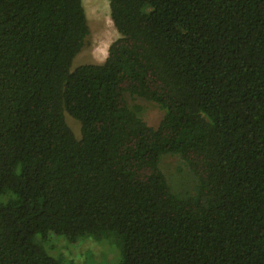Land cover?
<instances>
[{
	"label": "trees",
	"instance_id": "trees-1",
	"mask_svg": "<svg viewBox=\"0 0 264 264\" xmlns=\"http://www.w3.org/2000/svg\"><path fill=\"white\" fill-rule=\"evenodd\" d=\"M108 1L119 37L73 68L83 0H0V264H92L56 238L118 264H264V0Z\"/></svg>",
	"mask_w": 264,
	"mask_h": 264
},
{
	"label": "rangeland",
	"instance_id": "rangeland-1",
	"mask_svg": "<svg viewBox=\"0 0 264 264\" xmlns=\"http://www.w3.org/2000/svg\"><path fill=\"white\" fill-rule=\"evenodd\" d=\"M101 1L83 0L91 34L87 46L75 57L72 65L73 68L81 64L103 63L107 57L109 45L119 37V33L110 16L109 1L105 0V2L100 3ZM128 99L130 104L142 106L141 116L150 126L157 127L159 125L165 111L158 104L138 97H128ZM66 121L76 137L80 138V122L68 113H66ZM160 166L173 191L192 190L197 178L180 156L166 154L162 157ZM106 250L107 253L103 255ZM89 251L92 254L88 253ZM50 252L62 255L73 262H83L87 253L88 261L92 264H118L120 260V253H117V249L115 251L109 250L107 246H103L93 239L72 245L64 238H56L54 239V247Z\"/></svg>",
	"mask_w": 264,
	"mask_h": 264
},
{
	"label": "bare ground",
	"instance_id": "bare-ground-1",
	"mask_svg": "<svg viewBox=\"0 0 264 264\" xmlns=\"http://www.w3.org/2000/svg\"><path fill=\"white\" fill-rule=\"evenodd\" d=\"M103 2H105V0H102L100 3H103ZM98 12H100V11H98Z\"/></svg>",
	"mask_w": 264,
	"mask_h": 264
}]
</instances>
